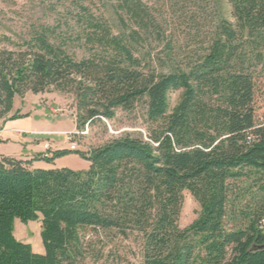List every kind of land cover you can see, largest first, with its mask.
<instances>
[{
    "label": "trees",
    "instance_id": "obj_1",
    "mask_svg": "<svg viewBox=\"0 0 264 264\" xmlns=\"http://www.w3.org/2000/svg\"><path fill=\"white\" fill-rule=\"evenodd\" d=\"M79 0V60L42 27L17 50L0 49V121L17 97L51 90L72 94L77 129L147 107L155 127L147 140L125 136L89 152L58 150L34 160L0 157V264H79L91 233L138 234L143 264H264V123L255 109L256 65L264 49V0H221L215 27L190 56L172 41L153 48L160 28L143 0H115L96 16ZM164 54V55H163ZM181 92L171 109L170 97ZM4 141L0 138V144ZM75 154L88 171L34 168ZM256 181L262 208L246 206V228H232L239 182ZM201 204L199 218L179 226L184 192ZM253 209V210H252ZM16 220L41 222L44 254L14 234Z\"/></svg>",
    "mask_w": 264,
    "mask_h": 264
},
{
    "label": "rangeland",
    "instance_id": "obj_2",
    "mask_svg": "<svg viewBox=\"0 0 264 264\" xmlns=\"http://www.w3.org/2000/svg\"><path fill=\"white\" fill-rule=\"evenodd\" d=\"M147 4L159 24V34H154L152 43L157 53H162L165 39L172 41L175 54L190 56L200 47L199 34H210L215 27L214 14L217 4L209 0H143ZM79 0H0V49L17 50V46L30 41L42 27L56 28L57 33L52 37L55 44L64 45L70 54L79 60L93 54L83 46L81 38L84 30L79 27L77 18L80 13ZM116 3L115 0H92L85 5L91 12L100 16H108V11ZM229 11L230 7L224 4ZM164 55V54H163ZM254 64L257 67L255 109L257 123H264V49L256 53ZM181 98V92L173 93L170 97L171 109H174ZM147 107L140 104L131 112L119 110L114 120L97 121L87 126L84 131L77 129V102L72 94H64L54 90L42 94L28 92L24 98L17 97L14 110L7 117L19 113L29 116L23 119L22 125L35 129L48 130L47 136H37L30 132L15 134L9 130L8 137H1L7 130L5 120L0 121V144L2 152L19 158L34 160L39 154L50 151L71 150L89 152L116 139L125 136L148 139L150 130L155 128L147 118ZM18 135V137H16ZM5 136V135H4ZM37 138L45 139L36 141ZM49 139V140H48ZM39 143H43L41 153ZM3 145V146H2ZM31 154V155H29ZM46 163V162H44ZM48 164V163H46ZM68 168L73 171H88L89 162L72 154L61 158L57 169ZM240 198L235 219L229 221L232 228H246L250 225L245 212L246 206L254 210L262 208L263 197L257 193L256 181L246 178L239 182ZM252 209V210H253ZM202 211L201 204L194 196L184 192V204L179 226L186 229L191 226ZM264 224V221H263ZM264 228V226H263ZM15 237L23 243L30 244L35 253L44 254L41 222L22 223L16 220ZM84 258L79 264H143V242L138 234L123 237L115 231L91 233L84 243Z\"/></svg>",
    "mask_w": 264,
    "mask_h": 264
},
{
    "label": "crops",
    "instance_id": "obj_3",
    "mask_svg": "<svg viewBox=\"0 0 264 264\" xmlns=\"http://www.w3.org/2000/svg\"><path fill=\"white\" fill-rule=\"evenodd\" d=\"M22 123H23V119L17 120V121H11V122L7 123V130L4 131V133H3V135L1 137H5V139H6V137H8V133L7 132L9 130H14L16 132L15 134H18L20 132H30L31 134H36L37 136L38 135L39 136L43 135V136L49 137V135L47 134V133H49V132H47L48 130H46V129H35V130H31V129L25 127L24 125H22ZM16 137H18V135H16ZM43 140H45V139H40V138H37L36 139V141H40V142L43 141ZM37 147H38L39 151L42 153L43 150H41V149L43 147V143H39V145ZM1 148L2 147H0V157H13V158H17L16 156H13L12 154H6L5 152H2ZM29 155H31V154H29ZM19 160L29 161L30 158H19ZM59 160L60 159L56 160L54 162V164H46V163H44L42 161L35 162L33 164V167L34 168H40V169H57V163H58Z\"/></svg>",
    "mask_w": 264,
    "mask_h": 264
},
{
    "label": "water",
    "instance_id": "obj_4",
    "mask_svg": "<svg viewBox=\"0 0 264 264\" xmlns=\"http://www.w3.org/2000/svg\"><path fill=\"white\" fill-rule=\"evenodd\" d=\"M254 250H264V245L263 246H260V247H257L256 249H254Z\"/></svg>",
    "mask_w": 264,
    "mask_h": 264
},
{
    "label": "built area",
    "instance_id": "obj_5",
    "mask_svg": "<svg viewBox=\"0 0 264 264\" xmlns=\"http://www.w3.org/2000/svg\"><path fill=\"white\" fill-rule=\"evenodd\" d=\"M71 150H72V151H75V146H73Z\"/></svg>",
    "mask_w": 264,
    "mask_h": 264
}]
</instances>
